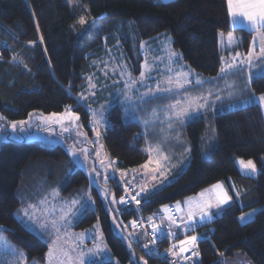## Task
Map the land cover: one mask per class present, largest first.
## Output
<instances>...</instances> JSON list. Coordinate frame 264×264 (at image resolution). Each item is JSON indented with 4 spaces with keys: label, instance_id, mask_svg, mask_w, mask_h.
Masks as SVG:
<instances>
[{
    "label": "trees",
    "instance_id": "16d2710c",
    "mask_svg": "<svg viewBox=\"0 0 264 264\" xmlns=\"http://www.w3.org/2000/svg\"><path fill=\"white\" fill-rule=\"evenodd\" d=\"M82 17L93 23H112L111 29L122 30V35L128 39L124 46L134 73L138 72L140 58L134 60L131 45L146 39L152 42L164 32L171 35V47L180 53L183 62L209 79L218 74L221 66L220 32L239 34L242 51L246 52L249 45V32L231 29L226 0H77L72 6L64 0H0L2 117L22 120L33 111L59 113L71 106L83 128L90 131L87 103L79 101L77 94L92 57L91 47L97 42L90 22L87 26L79 24ZM113 22H121V25ZM231 77L240 87L238 93L235 92L237 100L228 95L227 91L231 90L222 89L223 93L220 88L219 99L210 102V107L193 115L191 121L184 119L179 126L173 123L182 137L184 149L190 145L186 168L176 172L162 188L140 197L137 210L117 203L119 212H114V216L123 236L115 233L110 213L97 190L90 185L84 171L71 161L64 147L10 138L0 142L2 231L25 253L28 263L43 264L52 236L46 232L42 237L34 234L16 216L19 213L16 210L41 200L43 194L39 192L53 189L70 197L88 191L93 196L94 206L82 211L73 228L84 230L98 222L106 246L115 258V262L107 260L98 264H145V261L169 264L164 254L157 253L167 249L173 236L156 239V253H152L144 247L147 244L144 232L133 228L132 220L137 214L146 219L165 205L172 206L221 182L231 201L212 211L209 220L193 221L194 226L186 228L187 231L174 240L190 234L199 238L198 255L189 264H222L221 257L238 255L252 264H264V117L257 102L247 103L250 95L264 94V79L253 76L246 86L247 79L241 72ZM211 85L205 82L203 86L212 89ZM106 117L108 125L101 132L102 147L119 170L138 167L147 161L146 149L151 144L163 142L161 146L173 147L175 139L170 137L174 136L173 128H166L165 140L161 127L154 125L155 122L145 131V125L139 121L122 119L116 104ZM207 129L210 139L205 137ZM159 134L164 136L157 137ZM153 138L158 139L156 143ZM236 159L252 160L256 174H242ZM109 183L116 197H123L124 186L119 178ZM250 211H254L251 219L239 220L241 214ZM161 228L169 231L167 225Z\"/></svg>",
    "mask_w": 264,
    "mask_h": 264
},
{
    "label": "rangeland",
    "instance_id": "374dc122",
    "mask_svg": "<svg viewBox=\"0 0 264 264\" xmlns=\"http://www.w3.org/2000/svg\"><path fill=\"white\" fill-rule=\"evenodd\" d=\"M64 1L69 6L77 4V0H73L72 3H70L69 0ZM88 22H90V19L87 20V23L84 26H87ZM111 24L112 23L108 22L101 23L100 21H96L94 23L93 21L90 22V26L92 27L94 34V39L96 40L97 44H94L91 47L92 51L90 52V54H92V57H90L89 60L88 70L83 73L82 87L77 94L80 98L79 101L87 103L86 105H84L85 107L88 106L87 109L90 113V121L94 119L93 113H96V118H98L100 115L101 106H105L104 116L106 118V123H103L102 126L98 127V130L100 132H102L107 127V112L115 104L119 106L122 119H135L136 121L142 123L143 126L145 125L143 121L147 120L148 124L145 125L144 130L149 131L150 124L153 121L154 117H156L152 115V110L154 108L157 109L158 113L164 112L163 114L165 115L169 112L163 106L175 103V97H179L180 99H182L185 93L191 96L204 95V88L206 86L203 85H205V83L201 85H197L195 83V78L202 75L198 74L197 72L192 70L186 63H184L180 53L178 51H175L171 47V35L169 33L164 32V34H162L160 37H157L152 42L149 41L151 39H146L139 41L137 45H131L130 52L135 58L134 60L137 61L138 58H140L138 72L134 73L131 69L127 57L128 51L124 46V43H126V40L128 39L125 37V34L122 35V30L116 28L111 29ZM113 24H116L118 26L121 25V22H113ZM221 34L222 33L220 32L219 35ZM136 46L137 49H134V47ZM172 52L178 53L179 56H173L171 57V60H169V54ZM146 59L152 70L144 84L133 89L131 93L133 97H139L148 92L149 89H155L157 81L160 82L161 87H168L166 83V77L169 75H174L179 71L192 72L193 75L189 77L193 80L192 85L186 86L185 89H174L172 93L162 92L156 94L155 96H144L143 101L134 99L131 102H126L124 97V92L126 91L125 85L127 82H129L130 77L131 79L139 78L141 66L145 64ZM105 64L107 65V67H105ZM132 67H134L133 63ZM168 68H172V73H169L167 71ZM248 71L249 70L246 68L245 71L241 73V75L246 79ZM259 71L260 69L258 68L251 69L253 76H256ZM105 72L107 73V75H105ZM122 72L124 73V75H121ZM89 77L92 78L91 83L95 85L94 88H90L89 86ZM239 88L240 87L234 88L236 93H238ZM230 89L233 91V88ZM93 92L95 93V95H92ZM81 94H83V96L86 98L81 99ZM206 98L208 101H211V97L209 95H207ZM203 110H199L197 113L187 116L184 119L187 121H191V117H193V115H198ZM65 111L66 109L59 113H64ZM261 111L262 113H264V108H261ZM30 114L31 116L28 115L27 118L22 119L23 121H26V124L23 126L17 125L15 129L11 127L10 122L21 120H8L0 115V117H2V119H0V125L3 126L0 127V142L10 138L15 140H23L26 142L38 141L48 146L60 145L64 147L71 161L84 171V173L88 177L90 185L94 186L97 190V193L100 196L104 206L110 213L112 228L119 236H123V234L119 230L117 226L118 221L114 216V212L118 213L119 211L116 207L117 203H112V200L115 199L116 201H119L120 199L114 194L113 188L111 187L109 181L117 177L119 178V181L123 186H131L134 189V193L136 194L140 192V189L142 187L147 186L148 192L141 193L138 196L146 197L148 196V194L162 188L164 185L169 183L174 177L175 173L186 168L188 164L190 145L188 147V151H185L183 147V140L178 132V129L173 128L172 133L174 132V136H170L175 139L174 144L171 145L173 147L169 148V146L167 147L166 144H163L161 146L164 154L167 155L169 159L167 162H162L160 171L163 172V175H160V172H157L155 173L156 178L153 179V174L150 170L151 168H154L155 165H149L148 169L141 167L147 161H149V156L147 161H145L138 167H133L127 170L117 169L113 160H111L106 155V152L102 147L101 136L98 141L96 140V135L92 130L93 125L91 123H89L90 131H87L85 128H83L80 119L79 121H77V123L81 126L78 130L87 133V141H85L84 137H77L75 131L63 132L59 124L53 123L50 120L41 119V117H49L52 113L45 114L40 111H33ZM172 120L179 126V121H175L174 117H172ZM65 126H68L67 121L65 122ZM150 133L154 134L151 131ZM158 136L162 138L164 135L159 134L157 135V137ZM210 136V130L207 129L205 135L206 139H210ZM211 140H213V138ZM73 145L77 149H88L87 160H85L84 154L79 151H77L75 156H72L69 153L68 149ZM150 147H154V145L149 146L148 148ZM97 152L100 153L99 159L96 156ZM152 156L153 159H156L155 153H153ZM101 160L104 162L103 166L101 165ZM106 176L107 179H105ZM39 193L43 194L41 200L47 199L48 204L46 206H54L56 211L54 215L49 216H44L40 211H35L34 214L36 216V220L32 221L28 220L27 217L23 215V210L28 209L30 212L34 211L33 209L28 208V206L31 204H37L41 208L46 207L45 205L39 204L41 200L17 209L16 212L19 211V213H16V216L24 221L25 226L30 231H32L39 237H42V233L46 232L48 236H52L51 240L54 237L56 239V235L50 234V229L43 230L41 229L40 224L43 222L50 225L52 219H57L60 226L59 235L61 239L71 238L74 240L90 241V243L88 244L90 245V247L87 246L85 248V251L88 255L92 254L93 256H95L92 260V263L98 264L107 260L115 262V258L110 254L109 249L106 246L98 222H95L91 227L84 230H75L73 228L82 211L85 208L90 209L94 206L93 196L88 191L85 193L80 192V194H75L74 196L71 195L70 197H64L59 193L53 191V189L49 192ZM54 195L55 200H53ZM72 200H78L80 201V204L72 208V212L68 214L64 221H59L58 218L60 215H62V212L60 211L61 205L70 206V201ZM78 208L80 209L79 211H77ZM65 210H67V208H65ZM253 214L254 211L245 212L239 216V220L247 221V219L252 218ZM241 216H244L245 219L241 220ZM65 233H67V235H65ZM80 234H83V236L81 237ZM0 235L5 237L7 241L11 245H13L7 238L5 233L2 231V228H0ZM96 245H100L101 251H99L98 254L89 252V249L94 248ZM18 250L23 252L20 249ZM23 254L24 258L21 261V264H30L26 261L24 252ZM238 256H233L230 258L221 257L222 264H252L247 258ZM9 259H11V256L9 254L0 251V264H6Z\"/></svg>",
    "mask_w": 264,
    "mask_h": 264
},
{
    "label": "snow or ice",
    "instance_id": "6c2138e0",
    "mask_svg": "<svg viewBox=\"0 0 264 264\" xmlns=\"http://www.w3.org/2000/svg\"><path fill=\"white\" fill-rule=\"evenodd\" d=\"M70 3L73 2V0H69ZM227 2V11L229 16L232 19L233 25H241L245 28H247L250 32H254L255 35L253 36L252 42L250 44V47L246 54L241 53L239 51H236L234 55L229 57L221 56V68L218 73V77L223 76H229L233 75L237 72H244L247 68L249 71L247 72V81L246 86L252 82L253 73L251 72V69L258 68L260 71L256 74L258 78L264 79V0H226ZM87 23V20L85 18H81L79 20V24L81 26L85 25ZM223 35V34H221ZM222 44L225 45V47L228 48H234L239 47V43L237 42V38H234L233 36L229 35L227 37V41H221ZM258 47V51H257ZM173 56H179L178 53L172 52L169 54V60H171V57ZM15 59V57H14ZM105 67L107 65L105 64ZM183 67V66H182ZM151 67L147 62V59L145 60V64L141 66L140 76L138 79H131L129 82L126 83L124 92V97L126 102H131L134 99H139L141 101L144 100V96H155L158 93H172L174 89L180 90L185 89L186 86H190L193 83V80L190 79L193 74L191 71L184 72L179 71L176 72L174 75H169L166 77V83L168 87H161V84L159 81H157L155 89H149L148 92H146L144 95H141L139 97H133L131 95L134 88L142 86L146 79L148 78V75H150ZM167 71L169 73H172V68H168ZM105 75L107 73L105 72ZM121 75H124L122 72ZM130 75V74H129ZM91 77H89V86L90 88H94L95 85L91 83ZM212 80H215L216 78H211ZM205 81L202 80L199 77L195 78V83L197 85L203 84ZM234 82L226 81L225 86L228 88H231ZM92 95H95L93 92ZM208 95L211 96L212 93L209 91ZM231 95V93H229ZM86 97L81 94V99H85ZM219 99V97H217ZM203 101V102H201ZM258 102L261 108H264V94H261L259 97H256L254 94L250 95L248 97L247 103L252 104ZM169 113V116H166V120H168L167 129L173 128L174 121L172 120V117L175 118V121H179L180 123H183V120L185 117L190 116L194 113H197L199 110H203L206 107H210L207 102V98L203 95L200 96H191L187 93L184 94L182 99H177L175 103H172L170 105L163 106ZM104 108L105 106H101L100 109V115L98 118H96V113H93L94 119L90 121V123L93 125V131L96 135V140L98 141L101 132L98 130L99 126H102L103 123H106V118L104 116ZM31 116V114H29ZM152 115L156 116L158 118L159 113L157 112V109L152 110ZM2 119V117H0ZM41 119L44 120H50L53 123L59 124L61 126V129L63 132H76L77 137H84L85 141H87V133L81 132L78 129L81 127L77 121H79L80 117L78 114L71 111V106H67L66 111L64 113H52L49 117H41ZM67 121L68 126H65V122ZM143 123L145 125L148 124L147 120H144ZM26 124V121H12L10 122V125L13 129L17 127V125L23 126ZM0 127H3L0 125ZM161 133L165 135V140L167 139V131L164 128H161ZM178 138V137H177ZM79 142V141H78ZM161 143H157L154 147H150L146 149V151L149 154V161H147L144 165H142V168L148 169L149 165L154 164L155 167L151 168V173L153 174V179H155V173L160 172V175H163V172L160 171L162 167V162H167L169 157L164 154ZM69 153L72 156H75L77 151L84 154L85 160H87L88 156V149L82 148L77 149L74 145L69 147L68 149ZM185 151H188L186 149ZM155 153L156 159H153L152 154ZM97 158L99 159L100 153H96ZM101 165L103 166L104 162L101 160ZM111 163V162H110ZM241 167L243 170L250 174H255L257 169L256 165L252 160H241L239 161ZM107 179V176L105 177ZM213 191L216 192L215 196V202H213L211 199L204 200L202 202L197 203V208L199 210L200 218L203 219L206 216H210V209L211 208H220L222 205L227 204L229 201H231L232 197L227 193L226 190H224L223 186L221 184H215L212 186ZM148 187H142L140 189V192H138L136 195L139 196L141 193H147ZM203 196V193L201 194ZM237 196L240 195V193H236ZM90 199V198H89ZM53 200H55V195L53 196ZM132 200H136V196L132 197ZM127 201L124 197H121L119 201H116L115 199L112 200V203H121L124 204ZM136 203H139V200H136ZM191 203V201H189ZM40 205H47L48 201L47 199H42L39 202ZM80 204V201L78 200H72L70 201V206L67 205H61L60 211L62 212V215L59 216V221H64L65 218L68 216L70 212H72V208L76 207ZM83 207V206H81ZM165 210L168 209V206H163ZM177 210L180 208L179 202H177ZM29 209H33L34 211L30 212L28 209L23 210V215L27 217L28 220L35 221L36 216L34 214L35 211H40L44 216L54 215L55 214V207H39L37 204H31L28 206ZM67 208V210H65ZM80 209L78 208L77 211ZM74 214V213H73ZM195 215V212H193L191 209L188 213V222L184 223L185 228H191L192 227V221L193 217ZM115 219V218H114ZM168 219L172 221L173 224H175V220L172 219L171 216H168ZM241 220L245 219L244 216H241ZM133 228L137 227V222L132 221ZM3 226H0L2 228ZM41 229L48 230L50 229V234L56 235V240L53 241L51 245H49V250L46 254V259L48 261V264H84V253H79L76 257H73L71 255V251H74L76 248H79V244L73 243L71 251L64 247V244H68L69 241L65 240L63 244L58 243L60 241V226L58 224L57 219H52L50 225L48 223H41L40 224ZM171 227V225L169 226ZM152 233L151 235L153 237L156 236L158 232H162L163 229L156 224L152 225ZM67 235V233H65ZM175 235V233L169 231L168 236ZM82 237L83 234H80ZM199 238L197 236H189L186 237L184 240L179 241V249H177V245H172V247L168 250L172 252L174 256H180L182 253L188 251L189 246L195 247L196 242ZM152 243H155V240L153 239L151 241ZM129 247H131V243L129 244ZM145 248L148 247L147 244L144 245ZM0 251L3 253L9 254L11 256V259H9L6 264H21V261L24 258L23 252L16 249L13 245H11L5 237L0 235ZM101 251L100 245H96L94 248L89 249V252L91 253H99ZM198 255V253H196ZM223 255V254H221ZM145 264L147 262L145 261Z\"/></svg>",
    "mask_w": 264,
    "mask_h": 264
},
{
    "label": "crops",
    "instance_id": "0c3cea01",
    "mask_svg": "<svg viewBox=\"0 0 264 264\" xmlns=\"http://www.w3.org/2000/svg\"><path fill=\"white\" fill-rule=\"evenodd\" d=\"M159 1H168V0H159ZM228 18H229V25H230V27H231L232 30H235V29H243L246 32H249L250 33V36H249L250 37L249 38V45H248V49H249L250 44H251L250 42H252V39H253V36L255 35V33L254 32H250L247 28H245V27H243V26H241L239 24L233 25L232 19L229 16V14H228ZM222 34L223 35H219L218 34V49H219L220 57L221 56H224V57L232 56V55L235 54L236 51H239V52L244 53V54L247 53L248 49L245 52V51H242V49L240 47L228 48V47H225V45L222 44V42H221L222 40L226 42L227 41V37L229 35H231L234 38H237V42L240 45V43H241V36L239 34L233 32V31H229L227 33H222ZM258 50L259 49L257 47V51ZM220 68H221V66H220ZM219 71H220V69H219ZM237 73H239V72H237ZM237 73H235V74H237ZM235 74L229 75V76H223V75H221L219 77H218V74H217L215 76V78H216L215 80H212L211 78L209 79L208 77H205V76H199L202 80H204L208 84H212L211 86H213L212 89H208V88L204 89V93H203L204 95L203 96L206 97L208 95L209 90L212 93V95L210 96L211 97V101H208L207 100L208 103H210V102H213V103L216 102L217 97H219V94H221V92L224 93L225 90L226 91L227 90H231L230 88H228V87L225 86L226 81L234 82L231 88H235V87H237L239 85V84L236 83V80L233 77H231V76H234ZM220 88H221V92H220ZM222 89H224V91ZM227 92H228V95H229V93H231L230 97H233V98L236 97L235 99L237 100L238 97L235 94V91H232L231 90L230 92L229 91H227ZM259 96L260 95H258L256 97H259ZM240 100H243V99H240ZM163 113H159L158 118L157 117H154V119H153V121L151 123L155 122L154 125H157V126H159L161 128L166 129L167 128V124H168V120H166L165 118H166V116H169L170 113H167L165 115ZM263 116H264V113H263ZM156 140H158V139L157 138H153L152 141L154 143H156ZM151 146H152V144H151ZM239 161H241V160L240 159H236V165H237L239 171L242 174L249 175V176H254L256 174V173L255 174H250V173L246 172L245 170H243L242 167H241V165H240V163H239ZM218 183L223 186L224 190H226L224 184L221 183V182L214 183L213 185L218 184ZM213 185H211V186H209V187H207L205 189L200 190L198 193H196L194 195H190V196L185 197L182 200L178 201L179 204H180L179 210H177V207H176L177 202L174 203V205H173L174 206V209L177 212V214L179 216V219H180V221H179L178 224H176V223L173 224L172 221L168 219V216H170V214H169L168 210H165L164 209V207H161V208L157 209L154 213H152L148 217L151 220V223H150L151 224V228H152V225L153 224L159 225L160 227H163V226H166V225L169 227L171 225V227H169V231L175 233V235H172L173 237H172V239H170V241H169L170 243H169L167 249H165V250H163L161 252H158L157 254H159V255H163L164 254L165 257L168 260H178V259H180L182 257V255L185 252L182 253L180 256H174L172 254V252H170L168 250L172 247V245H177V249H175V250L178 251V249H179V241L184 240L186 237H189V236H197L195 234L184 235L183 237L174 240V237L177 238L178 236H180L181 234H183V233H185L187 231V229L183 225H184V223H187L188 222V213H189V210L190 209L193 212H195V215L193 217V221H195L196 219L197 220L198 219L199 220H209L210 216H206L203 219L200 218L199 210L197 208V203L198 202H202L204 200H208V199H211L213 202H215L216 192L213 191V189H212V186ZM202 193H203V196L201 195ZM189 201H191V203H189ZM227 204H225V205H227ZM225 205H222V206H225ZM217 209L218 208H214V207L211 208L210 209V215H211V212L212 211L217 210ZM54 240H56L55 237L50 241L49 245H51ZM65 240H68L69 243L68 244H64V247L67 248V249H69L70 251L72 249L73 243L79 244V248H76L74 251H71V255L73 257H76L79 253L82 252V253H84V257H83L84 264L92 263V260L94 259L95 256H93L92 254L88 255L87 252L85 251V248L87 246L90 247V245H88L90 243L89 240L84 241V240H74V239H71V238H65V239H61L60 241H58V243L63 244V242ZM196 245H197V242H196ZM148 248H149V245H148ZM191 248H193V247L189 246V249H191ZM48 250H49V246H48ZM48 250H47V252H48ZM47 252H46V254H47ZM46 254H45V260H44V263L43 264H48V261L46 259Z\"/></svg>",
    "mask_w": 264,
    "mask_h": 264
},
{
    "label": "built area",
    "instance_id": "2783aa9c",
    "mask_svg": "<svg viewBox=\"0 0 264 264\" xmlns=\"http://www.w3.org/2000/svg\"><path fill=\"white\" fill-rule=\"evenodd\" d=\"M133 196H136V200H139V203H136V200H132ZM123 197L127 201L126 203H124L125 206L131 207L134 210L138 209V205L140 204V198L136 195V193H134V189L132 187H130L129 185L124 186ZM167 210H168L170 216L172 217V219L175 220L176 224H178L180 219H179V216H178L177 212L175 211L174 207L169 206ZM132 221L137 222V227H135L137 230L144 232L147 244L149 245V250L152 253H156L154 243L151 242L153 239L156 241V239L169 237L168 236L169 231L166 228H162L163 231L158 232L156 234V236L153 237L151 235L153 229L151 228L150 220L148 218L145 219L144 217H142L139 214H137ZM193 226H194V222L192 221V227ZM196 253H198L197 246L186 251L182 255V257L178 260H169V264H189L197 256Z\"/></svg>",
    "mask_w": 264,
    "mask_h": 264
}]
</instances>
